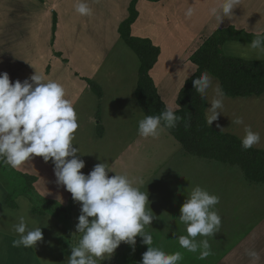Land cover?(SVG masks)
Returning <instances> with one entry per match:
<instances>
[{"label": "crops", "instance_id": "crops-1", "mask_svg": "<svg viewBox=\"0 0 264 264\" xmlns=\"http://www.w3.org/2000/svg\"><path fill=\"white\" fill-rule=\"evenodd\" d=\"M132 1L88 0L92 15L81 16L74 9L76 0H0V73L7 72L12 82L17 79L23 82L36 71L45 80L51 79L60 83L65 89V98L72 102L77 114L79 127L74 133L72 143L79 149L81 154L78 155L88 164L93 161L94 165L106 162L117 174L124 173L119 161L126 158L127 149L146 150L150 145H156V138H143L138 134V122L146 116L136 95L140 60L137 62L126 58L131 53L125 47L128 44L120 33L121 25L130 16ZM216 3L217 0L135 2L137 16L129 25V35L147 39L159 49L157 60L148 73L165 108L170 107L175 111L179 109L178 94L185 81L196 71V65L189 57L215 31L231 27L246 34L264 33V0H239L233 10V16L222 21L209 12ZM188 7L195 9L191 17L184 15ZM249 44L227 40L222 45V51L224 48L228 51L226 46L228 49H235L238 45L241 46L242 53H248L253 51L247 47ZM229 56L247 60L264 59V54L257 56L258 58H244L239 53ZM213 77V85H219L218 79ZM212 96V90L209 89L207 98H204L206 107H210L208 102ZM252 103L264 105V93L247 97L224 95L222 114L210 127L218 132L220 128H225L221 133L240 139L243 127L232 121L236 117H242L245 124L251 125L252 129L261 135V143L252 148L264 151V107L254 108L255 111L261 112L255 121H250L244 116L243 108L250 109L249 105ZM217 124L220 127H217ZM163 132L159 135L161 142L164 140ZM126 134L129 136L126 137ZM171 136L166 143L170 160L178 158L184 167L187 161L199 162L200 171L206 169L204 173L208 170L217 173L209 186L204 188L219 197L215 208L221 217V226L213 237L219 235L224 228L228 233L233 228L232 222L239 221L240 225L247 227L245 239L237 240L241 244L231 245L230 248L225 245L223 250L218 251L211 248V254L204 258L202 263L252 264L247 251L255 250L261 255L258 264H264V203L259 201V197H264V183L248 180L236 165L222 162L220 164L216 160L188 154L174 136ZM93 155L97 157L94 158ZM5 166L22 180L24 176L35 177L33 188L42 199L54 201L61 207L75 202L71 193L56 183L51 160L45 162L42 157L34 156L16 168L6 164ZM81 171L87 174L83 169ZM171 174L177 182L182 181L179 183L182 187L179 186L181 189L178 190H183L185 200L186 189L182 177L187 174L182 176L178 168L173 169ZM0 176L3 177L2 174ZM2 177L0 264H66L67 257L71 254L70 245H75L81 238L75 229L80 214L75 218H68L67 221L61 219V222L51 214L32 213V203L22 193L15 196L17 207L10 208L5 203L6 195L10 191L7 186L9 182ZM142 191L149 194V206L160 208L166 213L176 206L157 205L156 200L161 192L158 189L143 188ZM251 210L252 219L255 216L257 222L252 230H248ZM21 214L37 221L42 228L43 240L37 242L35 247L12 246L13 240L19 237L11 225ZM156 217L158 219H154L151 225L145 227V231L153 237V244L158 243L162 248L164 242H178L174 233L176 236L186 235L184 224L181 223L176 229L167 218L159 215ZM229 222L230 228L227 229ZM70 235L69 244L65 247L63 238ZM200 239L198 236L197 240ZM136 241L142 242V238L137 236ZM254 246L256 248L253 249ZM180 252L183 258L193 261L196 260L195 257L200 258L199 252ZM218 252L222 254L217 256ZM179 264H183V261Z\"/></svg>", "mask_w": 264, "mask_h": 264}, {"label": "clouds", "instance_id": "clouds-1", "mask_svg": "<svg viewBox=\"0 0 264 264\" xmlns=\"http://www.w3.org/2000/svg\"><path fill=\"white\" fill-rule=\"evenodd\" d=\"M238 3L239 0H217L209 12L222 21L233 16ZM74 9L81 16L92 15L88 0H76ZM194 12V8L188 7L184 15L191 17ZM247 47L264 53V38H255ZM192 85L202 98H207L209 89L212 90L210 107H206L205 113L210 127L222 114L224 92L219 85H213L207 72L193 79ZM181 119L174 109L166 107L159 115L141 119L138 134L156 138ZM232 123L243 127L240 140L245 150L261 143L260 133L245 124L242 117H236ZM188 126L186 122L185 127ZM78 127L76 111L65 98V89L60 83L45 80L36 71L23 82L19 79L12 82L7 72L0 73V160L12 168L34 156L42 157L45 162L51 160L56 183L64 186L81 205L75 228L82 236L77 246H70L66 264H97V259H110L122 242L134 252L137 236L148 246L140 264H179L183 259L181 252L166 253L152 246L153 237L145 231L158 217L149 206L148 192L140 190L142 179L127 173L117 174L106 162L95 164L88 174L81 171L85 161L72 143ZM224 129L220 128V132ZM112 172L115 175L109 176ZM218 203L217 195L196 185L180 207L178 219L185 225L186 235H173L188 252H199L200 259L211 254L207 237H213L221 226V217L215 208ZM11 227L19 237L13 240V247L31 248L43 240L41 226L25 214L16 217ZM198 236L202 239L197 240ZM247 255L252 264H258L261 259L255 250H248Z\"/></svg>", "mask_w": 264, "mask_h": 264}, {"label": "trees", "instance_id": "trees-1", "mask_svg": "<svg viewBox=\"0 0 264 264\" xmlns=\"http://www.w3.org/2000/svg\"><path fill=\"white\" fill-rule=\"evenodd\" d=\"M135 2L136 0H133L130 4V16L121 25L120 33L140 60L136 91L138 102L146 116H155L165 109V105L160 100L148 72L157 60L159 49L147 39L134 38L129 35V25L137 16ZM257 37L264 38V33L246 34L230 27L218 29L204 40L202 45L189 57V60L196 65V71L185 81L177 97L179 109L175 111V114L183 119L178 121L175 127L165 130L174 136L188 154L236 165L248 180L264 183V151L254 148L245 150L241 146V140L237 137L209 127L204 117L206 101L193 89L192 85L193 79L203 72H208L218 79L220 88L226 96L247 97L264 93V59L247 60L226 55L222 51V45L227 40L250 43ZM186 122L189 124L188 127H185ZM2 164L4 163L0 160V165ZM23 180L21 191L32 203V213L46 214L48 212L45 208L48 206L62 208L54 201L42 199L37 195L33 188L35 177L24 176ZM5 203L10 208L17 207L12 191L7 193ZM53 212L57 215L56 211ZM69 239H66L68 243Z\"/></svg>", "mask_w": 264, "mask_h": 264}, {"label": "rangeland", "instance_id": "rangeland-1", "mask_svg": "<svg viewBox=\"0 0 264 264\" xmlns=\"http://www.w3.org/2000/svg\"><path fill=\"white\" fill-rule=\"evenodd\" d=\"M125 47L129 49L131 53L126 58L127 59L132 58L134 59V61L138 62L139 57L137 53L129 45H125ZM240 48L241 46H238V45L237 47L235 46V49L234 48L228 49V46H226V49L228 51H226L224 48L223 52L228 55L239 53V54H242L244 58H248V57L258 58L257 56H261V54H264V53H255L257 54L255 55L253 51H249L248 53H244V52L242 53ZM263 107L264 105L252 103L249 105L250 109L243 108L245 118L249 119L250 121L257 120L261 112L255 111L254 108H263ZM164 132H163L164 135L162 136L164 137L163 142H161V139L158 136L156 137V145H150L149 147L146 148V150L145 149H142V150L127 149L126 158H122L119 161V166H122L123 168L122 172L127 173L130 177L140 178L143 180V185L140 186L141 191L143 188L146 190L155 188L161 191L156 200L157 205L167 204L171 206V205L176 204V206L172 208L169 213H166V211H163L160 208H156L155 206H150V207L153 213L155 214V216L159 215L160 217L167 218L170 222L173 223V225H175V228L178 229L179 228L178 225H181L178 217L180 215V207L183 204L182 202H184V196H183V190L182 191L178 190V189H181L179 188V186L182 187L179 184L182 181L180 180L179 182H177L175 177L171 174V171L173 169L178 168L180 169L182 176L187 174L184 177H182L183 183L185 184L184 189H186L185 199H186L187 194L191 191L192 187L199 185L203 188H207L210 184V181L216 176L217 173H214L213 170H208L206 173H204L206 169L200 171L198 169L199 162L193 163V162L187 161L186 167H184V165L180 163V159L177 158L174 160H170L167 156V148H166L167 144L166 143H167V140L171 138L172 136L168 134L167 131L164 130ZM128 136L129 134H126V137ZM123 140L124 139H122V141ZM122 147H124V145H122ZM93 157L96 158L97 155H93ZM217 162L222 164L219 161ZM94 163L95 161L91 162L90 164L85 163V167L83 168V170L86 171V173L88 174L93 169ZM88 166H90L91 168H89ZM201 173H203L202 176H201ZM0 174L3 175V177L2 176L0 177H2L5 181L9 182L7 186L10 189V191L14 193V199L17 194L23 192L21 191L22 183H23L22 178L14 176L11 170L10 169L8 170L6 168L5 164L4 166L0 165ZM113 175H115V173L114 174L109 173V176H113ZM171 179H172L171 181L172 183L170 182ZM150 192H152V190ZM239 194L240 193H237V195ZM238 201H240V199H238ZM259 201H261V203L263 204L264 197H259ZM175 202H178V203H175ZM244 203L246 202L244 201ZM80 207H81L80 203L77 204L76 202H71L67 205V207H62L63 210H60L62 208L59 209L56 206L54 207L48 206L45 208V211L48 212L46 214H51L52 216L59 218V221H61V219H63V221L64 220L67 221L68 218L70 219L75 218L80 214ZM53 211H56L57 215H55ZM239 212L241 211L239 210ZM254 214L256 215V212H254ZM252 216H253V211L251 210L250 211V218H251L250 222L251 223L248 227V230H252L253 226L257 222V218L254 216V218L252 219ZM77 223L78 221L76 222V224ZM227 224H228L227 229H229L231 222ZM232 225H233L232 226L233 228L229 230L228 233L225 232V228H224L219 233V235H216L213 238L207 237V239L210 240L209 244L211 248H213V250H216V251L223 250L225 248V245H227L228 248H230L231 245L232 246L239 245L241 243L237 242V240H241L242 238L245 239L247 227L240 225L239 221L232 222ZM78 235L82 236L81 233H79ZM66 238L67 239L71 238V235L63 238L62 242H64L65 247H67V245L69 244L68 242H65ZM75 238H76V234L73 236V240ZM200 238L202 239V237ZM139 239L140 238H137V240ZM73 243H75V240ZM78 243H79V240H77L75 245L71 244L70 246H77ZM162 244H164V246L161 249L168 253H174L177 251L187 252L186 249L184 248L182 249V247L179 245L178 242H164ZM152 246L159 247V244L156 243V244H153ZM147 247H148L147 245H144L142 242L137 241L136 246H135V251L133 252L132 248L129 245L122 242L119 245V247L115 250L114 254L112 255L110 259H104V260L97 259V264H140L142 260V254L147 250ZM254 248L256 247L254 246L253 249ZM69 250H70L69 253H71V247L69 248ZM67 251L68 250H66V252ZM221 254L222 253H219L217 254V256H220ZM195 259L196 260L193 261V259H190V258H183L182 261H183V264H190V262L195 263V264H203L202 263L203 259L196 258V257Z\"/></svg>", "mask_w": 264, "mask_h": 264}]
</instances>
